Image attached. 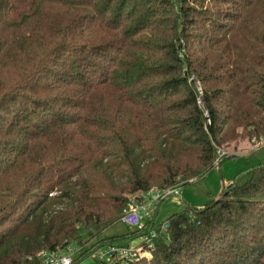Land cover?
<instances>
[{"label": "trees", "instance_id": "1", "mask_svg": "<svg viewBox=\"0 0 264 264\" xmlns=\"http://www.w3.org/2000/svg\"><path fill=\"white\" fill-rule=\"evenodd\" d=\"M263 138L264 0H0V264L69 245L72 264H113L85 246L151 233L152 260L129 264H264V162L218 200L102 237L131 196Z\"/></svg>", "mask_w": 264, "mask_h": 264}, {"label": "rangeland", "instance_id": "2", "mask_svg": "<svg viewBox=\"0 0 264 264\" xmlns=\"http://www.w3.org/2000/svg\"><path fill=\"white\" fill-rule=\"evenodd\" d=\"M197 86L201 91L202 87L200 82H197ZM247 144L248 143L245 142L239 143V146L235 149L231 148L229 152L235 151L237 153L236 155L226 158L220 165L211 167L203 178L191 181L186 186L182 187L177 196H170L167 199L161 201L156 206L155 213L152 212L150 215L152 217L155 214V223L162 224L171 216L186 211L188 204L192 205L193 207H201L210 201L220 199L223 188L227 185H230L236 176L243 173L244 171L252 169L259 163H263L264 144L261 146L255 145L256 143L250 145ZM149 218L145 217L143 224L146 225L147 221H149ZM164 226L166 227L167 225L165 224ZM128 230L136 229H129L121 222H117L109 229L105 230L102 234V237L107 238L122 235ZM162 233L165 234V229H162ZM154 236L155 235H152V233L144 235L137 241H134V243H132V245L129 247H142L144 249L145 255L147 256L144 260H152L153 250L155 248L153 243ZM90 244L88 245V248L92 246ZM94 248H97V246H94Z\"/></svg>", "mask_w": 264, "mask_h": 264}, {"label": "built area", "instance_id": "3", "mask_svg": "<svg viewBox=\"0 0 264 264\" xmlns=\"http://www.w3.org/2000/svg\"><path fill=\"white\" fill-rule=\"evenodd\" d=\"M200 93L202 94L201 91ZM198 104L203 110L205 119L207 120L208 124H210V111L206 107L202 97L198 99ZM255 143V145L261 146L262 144H264V138L260 141H256ZM217 153L218 157L216 158L214 166L220 165L223 159L237 154L235 151L229 152L222 149H218ZM180 190L181 189L179 187H172L167 189L153 188L147 193H140L138 195L131 196L128 200L126 208L123 211L120 221L129 228H142L144 226V218L151 217V213L155 212L156 206L162 200L170 196H177ZM85 248L87 249V252L84 253L85 255L94 257L100 262L106 260L113 264H129L131 262L140 261L141 259L143 260L145 259V257H147L142 247L133 248L109 245L103 248H88V246H85ZM83 250V246L69 245L66 249L60 251H40L36 254L35 258L41 260L40 264H72L77 258L81 256ZM26 259L29 261H34L33 256H28Z\"/></svg>", "mask_w": 264, "mask_h": 264}, {"label": "water", "instance_id": "4", "mask_svg": "<svg viewBox=\"0 0 264 264\" xmlns=\"http://www.w3.org/2000/svg\"><path fill=\"white\" fill-rule=\"evenodd\" d=\"M166 227H168V225Z\"/></svg>", "mask_w": 264, "mask_h": 264}]
</instances>
